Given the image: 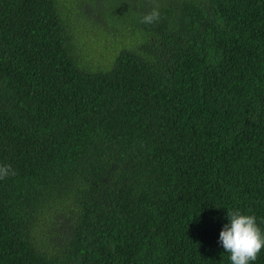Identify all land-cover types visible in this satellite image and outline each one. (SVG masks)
I'll list each match as a JSON object with an SVG mask.
<instances>
[{"label":"trees","instance_id":"obj_1","mask_svg":"<svg viewBox=\"0 0 264 264\" xmlns=\"http://www.w3.org/2000/svg\"><path fill=\"white\" fill-rule=\"evenodd\" d=\"M0 163V264H231L228 211L264 229V0H0Z\"/></svg>","mask_w":264,"mask_h":264},{"label":"clouds","instance_id":"obj_2","mask_svg":"<svg viewBox=\"0 0 264 264\" xmlns=\"http://www.w3.org/2000/svg\"><path fill=\"white\" fill-rule=\"evenodd\" d=\"M160 19L158 6L140 17V23L153 24ZM16 170L11 164L0 163V179L15 176ZM226 223L219 235V242L225 252L230 254L231 264H253L264 251V229L260 227L254 214L237 210L227 213Z\"/></svg>","mask_w":264,"mask_h":264},{"label":"rangeland","instance_id":"obj_3","mask_svg":"<svg viewBox=\"0 0 264 264\" xmlns=\"http://www.w3.org/2000/svg\"><path fill=\"white\" fill-rule=\"evenodd\" d=\"M87 41L89 42V41H90V38H89V39H87ZM99 46H100V44H99Z\"/></svg>","mask_w":264,"mask_h":264}]
</instances>
